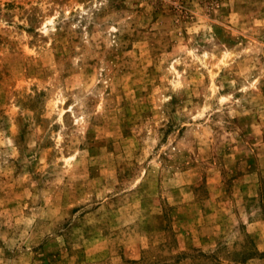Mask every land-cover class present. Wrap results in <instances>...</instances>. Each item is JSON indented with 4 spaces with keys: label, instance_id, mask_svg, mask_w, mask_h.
<instances>
[{
    "label": "rangeland",
    "instance_id": "1",
    "mask_svg": "<svg viewBox=\"0 0 264 264\" xmlns=\"http://www.w3.org/2000/svg\"><path fill=\"white\" fill-rule=\"evenodd\" d=\"M0 264H264V0H0Z\"/></svg>",
    "mask_w": 264,
    "mask_h": 264
}]
</instances>
